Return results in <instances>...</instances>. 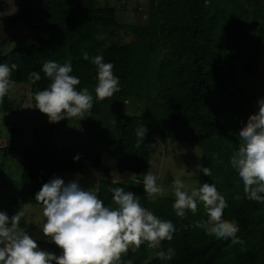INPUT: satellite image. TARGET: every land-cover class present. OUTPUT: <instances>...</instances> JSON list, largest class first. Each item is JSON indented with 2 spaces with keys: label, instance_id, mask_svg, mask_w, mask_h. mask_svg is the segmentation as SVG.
I'll return each mask as SVG.
<instances>
[{
  "label": "trees",
  "instance_id": "obj_1",
  "mask_svg": "<svg viewBox=\"0 0 264 264\" xmlns=\"http://www.w3.org/2000/svg\"><path fill=\"white\" fill-rule=\"evenodd\" d=\"M263 4L264 0H233L218 8L216 0H147L146 26L130 28L135 40L110 42L101 49L98 37L114 36L120 29L112 7H96L94 0H0V35L20 27L31 33L29 45L5 55L1 49L7 41L0 36V64L18 66L12 70L10 82L29 84L33 108L34 93L50 83L42 72L46 61L64 63L71 58L72 75L80 80L77 90L87 87L94 97L96 67L83 60V51L90 57L102 55L119 77V92L104 101L94 98L89 116L92 127L67 130L61 149L53 144L52 128L32 130V146L21 150L20 203L42 206L35 194L58 173L101 168L103 145H114L117 169L133 174L134 180L142 183L150 171V139L156 135L201 149V164L210 167L211 175L200 172L198 187L205 182L216 184L229 204L223 218L238 223L237 235L245 243L229 246L230 240L216 239L194 227L196 222L207 220L202 204L196 215L188 212L179 218L172 209L175 198L151 201L143 187L101 183L98 195L105 206H115L110 189L123 187L139 196L143 207L176 228L172 241H162L156 250L146 243L135 252L130 248L122 261L264 264V204L245 198L242 180L229 163L239 146V131L247 123L244 119L252 112L249 91L236 79L240 73L256 72L259 48L264 43ZM31 72L41 76L35 84L28 79ZM141 85L146 91L144 113L116 116V110L123 108L129 97L140 98ZM104 108L111 109L108 127L104 126ZM10 111L7 94L0 113ZM141 126L148 131L140 147H135L136 130ZM104 128L110 129L111 144L105 139ZM77 155L80 158L74 161ZM36 243L38 250L61 254L54 243ZM169 247L175 250L174 258L161 260L156 253Z\"/></svg>",
  "mask_w": 264,
  "mask_h": 264
},
{
  "label": "clouds",
  "instance_id": "obj_2",
  "mask_svg": "<svg viewBox=\"0 0 264 264\" xmlns=\"http://www.w3.org/2000/svg\"><path fill=\"white\" fill-rule=\"evenodd\" d=\"M82 58L90 60L96 67L95 97L87 87L77 90L80 80L72 75L71 58L64 63H43L42 72L50 83L44 90L34 93V100L35 108L48 117L49 123L73 118L83 120L91 116L94 98L95 101H104L120 91L119 77L113 74L112 63L104 62L102 55L90 57L86 50L82 52ZM17 67L15 63L11 67L0 64V104L12 86L9 78ZM28 79L35 84L41 76L31 72ZM257 104L258 111L248 117L239 131V146L229 163L242 180L245 198L264 204V98H260ZM147 131L143 126L136 130L135 147L144 142ZM79 158L77 155L74 161ZM195 170L205 176L211 175L210 167L203 164L198 163ZM111 174L114 177L112 182L117 183L120 175ZM79 179L77 176L65 183L54 177L35 194L45 218L42 233L62 250L61 254L38 250L36 241L20 227L24 211L17 210L11 217L0 211V264H132L131 260L122 261L130 248L135 252L146 243L148 248L157 249L162 241L173 240L176 232L173 223L158 218L143 207L140 197L132 191H125L123 187L111 188L115 206L108 207L99 198L100 190L96 185L84 189ZM157 179L152 171H148L142 181L144 192L152 200L168 191L157 183ZM171 191L175 198L172 209L177 217L185 218L188 212L196 215L198 205L202 204L207 220L196 222L194 227L202 228L216 239L230 240L229 246L244 245L237 235L240 231L238 223L223 218L229 204L215 183L205 182L189 191L177 176ZM175 254L171 247L166 252L156 253L164 261L172 260Z\"/></svg>",
  "mask_w": 264,
  "mask_h": 264
},
{
  "label": "rangeland",
  "instance_id": "obj_3",
  "mask_svg": "<svg viewBox=\"0 0 264 264\" xmlns=\"http://www.w3.org/2000/svg\"><path fill=\"white\" fill-rule=\"evenodd\" d=\"M96 7H112L117 11V21L120 29L114 36L100 35L98 42L103 49L110 42L129 43L135 40V34L130 29L132 26H146L147 0H94ZM233 0H216L218 8L230 5ZM264 5V4H263ZM1 39L6 44L1 49L5 55L13 49L26 46L31 43V33L25 27L14 28L1 33ZM240 86L249 91L251 114L258 111L257 101L264 98V43L259 48V60L254 74L240 73L236 79ZM8 98L11 106L9 113H0V211L6 212L10 217L17 210L25 212L20 221V227L26 230L29 235L38 242H50L42 233V225L45 220L42 214V206L23 205L20 203V180L22 171L23 155L22 149L32 146V130L34 128L50 127L53 129V144L56 149L64 146V134L69 129L84 131L92 127L91 119L86 117L83 120L78 118L65 119L58 123H49L48 117L38 109L31 106L29 84L11 83ZM143 85L140 86V98L129 97L123 108L116 110V116L130 117L140 116L147 109L143 96L146 95ZM109 108H104L105 127L110 124ZM122 110V113L120 112ZM246 116L244 120H248ZM114 122L111 121V124ZM100 126V125H99ZM103 134L107 142L111 141L110 129L104 128ZM111 144V143H110ZM151 145H155L154 147ZM114 145H103L101 147L102 166L99 169L83 170L78 172L58 173L65 183L80 177V186L84 189L97 186L101 183H113L112 172L120 175L117 183L143 187L142 183L134 180L133 174L121 173L117 169V156L114 152ZM201 164V149L183 143L171 142L152 135L150 139V171L157 176V183L168 191L157 198L172 197V182L179 176L190 191L198 187L200 172L195 170L197 164ZM156 198V199H157ZM155 199V200H156ZM151 201H155L150 199ZM156 250V249H155ZM153 250L154 253L156 251ZM154 253L150 257H154ZM226 264H230L227 261Z\"/></svg>",
  "mask_w": 264,
  "mask_h": 264
}]
</instances>
